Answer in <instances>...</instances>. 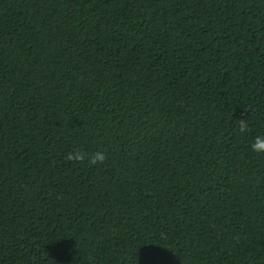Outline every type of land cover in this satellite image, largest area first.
<instances>
[{
    "label": "trees",
    "instance_id": "16d2710c",
    "mask_svg": "<svg viewBox=\"0 0 264 264\" xmlns=\"http://www.w3.org/2000/svg\"><path fill=\"white\" fill-rule=\"evenodd\" d=\"M0 264H264V0H0Z\"/></svg>",
    "mask_w": 264,
    "mask_h": 264
}]
</instances>
